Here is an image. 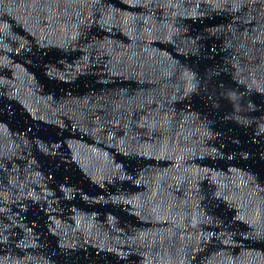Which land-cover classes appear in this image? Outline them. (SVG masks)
<instances>
[{
    "label": "water",
    "instance_id": "1",
    "mask_svg": "<svg viewBox=\"0 0 264 264\" xmlns=\"http://www.w3.org/2000/svg\"><path fill=\"white\" fill-rule=\"evenodd\" d=\"M0 264H264V0H0Z\"/></svg>",
    "mask_w": 264,
    "mask_h": 264
}]
</instances>
